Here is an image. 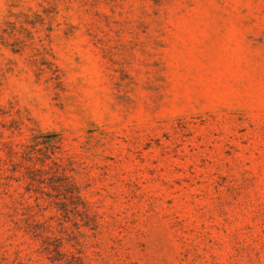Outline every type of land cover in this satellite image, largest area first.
Listing matches in <instances>:
<instances>
[{"label":"rangeland","instance_id":"1","mask_svg":"<svg viewBox=\"0 0 264 264\" xmlns=\"http://www.w3.org/2000/svg\"><path fill=\"white\" fill-rule=\"evenodd\" d=\"M0 264H264V0H0Z\"/></svg>","mask_w":264,"mask_h":264},{"label":"trees","instance_id":"2","mask_svg":"<svg viewBox=\"0 0 264 264\" xmlns=\"http://www.w3.org/2000/svg\"><path fill=\"white\" fill-rule=\"evenodd\" d=\"M4 146L8 159L10 158L13 164L18 167L16 172H19L20 168L26 171L20 176L23 181L28 183L37 181L44 185V182L40 181V179L51 180L49 185L52 186L50 189L55 192V195H62L59 198L54 197L55 205L63 201L74 206L80 202L81 204L84 203L81 199L79 187L71 174V168H68L63 160L61 151L62 139L58 134L34 136L25 144L18 145L9 142ZM33 170H49V178H46L47 175L45 174L34 173L32 172ZM60 207L59 210H65L62 205ZM85 210H87L86 207Z\"/></svg>","mask_w":264,"mask_h":264}]
</instances>
